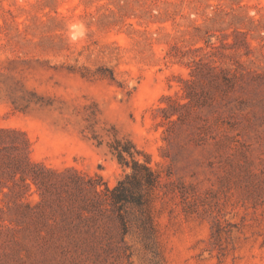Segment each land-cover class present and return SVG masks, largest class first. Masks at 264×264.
Listing matches in <instances>:
<instances>
[{
    "label": "rangeland",
    "instance_id": "obj_1",
    "mask_svg": "<svg viewBox=\"0 0 264 264\" xmlns=\"http://www.w3.org/2000/svg\"><path fill=\"white\" fill-rule=\"evenodd\" d=\"M0 131V264H264V0H0Z\"/></svg>",
    "mask_w": 264,
    "mask_h": 264
},
{
    "label": "trees",
    "instance_id": "obj_2",
    "mask_svg": "<svg viewBox=\"0 0 264 264\" xmlns=\"http://www.w3.org/2000/svg\"><path fill=\"white\" fill-rule=\"evenodd\" d=\"M10 133L6 131H0V175H8L12 180L14 179V182L16 183V177L20 175V178L22 182H24V186H29L27 183V179H31L34 183H38L42 181V178H39L37 174H34L30 172L29 168L30 165L27 163V161H24L22 158L15 159L14 162H4V160L1 158V152L6 147H2L3 144L7 143L6 136H9ZM16 150L18 149L17 146H13ZM123 158V154L120 153V159ZM134 167H136L137 164L136 161H134ZM146 170L149 172L148 168L145 167ZM136 170V169H135ZM151 177V174H150ZM9 187V186H8ZM124 183L121 181L119 182L118 186H116L114 189H110L109 187H106V190L109 192V198L111 199V202L113 205H118L124 202L129 201V191L127 188H124ZM11 188V187H9ZM94 191L97 195L103 194V190H98V187L94 186Z\"/></svg>",
    "mask_w": 264,
    "mask_h": 264
}]
</instances>
